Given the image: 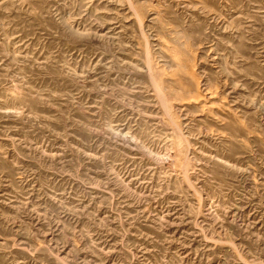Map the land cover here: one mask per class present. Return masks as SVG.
Masks as SVG:
<instances>
[{
    "label": "rangeland",
    "instance_id": "1",
    "mask_svg": "<svg viewBox=\"0 0 264 264\" xmlns=\"http://www.w3.org/2000/svg\"><path fill=\"white\" fill-rule=\"evenodd\" d=\"M0 264H264V0H0Z\"/></svg>",
    "mask_w": 264,
    "mask_h": 264
}]
</instances>
